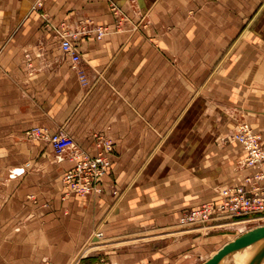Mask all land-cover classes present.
<instances>
[{
    "label": "crops",
    "instance_id": "0c3cea01",
    "mask_svg": "<svg viewBox=\"0 0 264 264\" xmlns=\"http://www.w3.org/2000/svg\"><path fill=\"white\" fill-rule=\"evenodd\" d=\"M241 119L264 144V0H0V264H197L205 240L258 226L178 224L254 172L228 141ZM34 127L74 144L58 157ZM98 136L115 144L101 192L63 199ZM99 230L116 250L79 257Z\"/></svg>",
    "mask_w": 264,
    "mask_h": 264
},
{
    "label": "built area",
    "instance_id": "2783aa9c",
    "mask_svg": "<svg viewBox=\"0 0 264 264\" xmlns=\"http://www.w3.org/2000/svg\"><path fill=\"white\" fill-rule=\"evenodd\" d=\"M104 34V28L97 29V37ZM72 33H62L60 49L68 57L71 67L78 73L83 85H87L84 70L81 69L82 57L73 44ZM71 36V37H70ZM26 136L32 141L44 140L50 143L58 157L71 147L73 139L62 131L50 135L43 127H34L27 131ZM96 155L91 156L85 152H79L72 156L73 167L64 172L62 176L64 194L87 195L100 192L99 183L112 166L110 155L113 151V143L110 139L98 136ZM228 141L238 143L246 153L243 165L254 172L244 178L242 184L222 189L217 200H209L198 207L187 211L180 219L179 225L183 227H205L213 219H235L238 223L264 224V144L259 133L255 132L247 121L239 124ZM103 237L102 233L95 235L98 241ZM40 264H54L44 259Z\"/></svg>",
    "mask_w": 264,
    "mask_h": 264
},
{
    "label": "rangeland",
    "instance_id": "374dc122",
    "mask_svg": "<svg viewBox=\"0 0 264 264\" xmlns=\"http://www.w3.org/2000/svg\"><path fill=\"white\" fill-rule=\"evenodd\" d=\"M103 37V36H102ZM101 37V38H102ZM100 38V39H101ZM263 63V62H262ZM249 66H251V65H249ZM79 76V75H78ZM79 79H80V77H79ZM81 82V81H80ZM88 82V81H87ZM209 93H211L210 91H208ZM193 95V94H192ZM208 97H209V94H208ZM245 121H247V122H249L248 120H246V119H241L238 123H237V125L235 126V128L233 129V131H235L236 130V128H237V126L239 125V124H241L242 122H245ZM233 131H232V133H233ZM232 133L230 134V136L232 135ZM26 138H27V136H26ZM30 140V139H29ZM96 140H97V138H96ZM30 141H32V140H30ZM39 141V140H38ZM46 142V141H45ZM48 143V142H47ZM95 143V147H96V149H97V151H96V153L94 154H92V153H89V152H87V151H85V150H79L77 153H79V152H85V153H87V154H89V155H91V156H94V155H96L97 154V152L99 151V149L97 148V141H95L94 142ZM112 143H113V151H112V153H111V155H110V158H111V160H112V165H113V159H112V155H113V153H114V146H115V144H114V142L112 141ZM49 145H50V143H48ZM53 149V148H52ZM76 154V153H75ZM55 154L53 153V156H54ZM74 155V154H73ZM72 155V156H73ZM72 156H70V160H72L71 158H72ZM73 161V160H72ZM26 166L28 165V163H26L25 164ZM111 168H112V166H111ZM111 168H110V170H111ZM109 170V171H110ZM109 173V172H108ZM107 173V174H108ZM106 174V175H107ZM103 178V177H102ZM102 180V179H101ZM100 180V181H101ZM100 184V183H99ZM62 186H63V181H62ZM100 187V186H99ZM101 189V188H100ZM100 192H101V190H100ZM99 192V193H100ZM91 195H93V194H91ZM69 196H71V195H65L64 194V187H63V190H62V193H61V197L63 198V199H66L67 197H69ZM256 225V224H255ZM260 225H264V224H260ZM259 225V226H260ZM254 226V225H253ZM245 227H247V228H249V227H252L251 225H248V226H245ZM255 227H257V226H255ZM244 227H238V228H236L235 230H229V231H227V233H224L225 234V236H227V237H222V238H218V239H212L211 241H208V240H205L204 242H203V244H202V246H203V248L201 249V250H206V254H207V256L205 255L204 256V258H202V259H199L198 261H197V264H201L203 261H205L206 259H208V258H210V257H212L216 252H217V250H219L223 245H222V241H223V239H225L226 238V240L227 239H231V240H233L235 237H237L238 236V233H239V231L240 230H242ZM254 228V227H253ZM250 229H252V228H250ZM249 230V229H248ZM247 230V231H248ZM98 233H102L103 234V237L101 238V240L100 241H98L97 242V240L95 239L94 241H93V239H89L88 240V242L86 243V245L83 247V249L81 250V253H80V255H79V257H81V256H91V255H94V254H98V253H103V252H105V251H112V250H116L115 248H117L118 246L116 245L119 241H118V239H111L110 241H109V239H107L106 237H105V235H104V233L101 231V230H99V231H97L96 233H95V235L96 234H98ZM242 233H244V232H242ZM216 234H221V232L220 233H216ZM241 234V233H240ZM239 234V235H240ZM230 235V236H229ZM236 235V236H235ZM124 240V239H123ZM129 240V239H128ZM230 240V241H231ZM229 242V241H228ZM227 243V242H226ZM225 243V244H226ZM205 244V245H204ZM222 245V246H221ZM201 246V245H200ZM221 246V247H220ZM206 247H207V249H206ZM212 254V255H211ZM78 259V258H77ZM76 259V261H74L73 262V264H77L78 263V260ZM48 260H50V259H48ZM51 261V260H50ZM53 262V261H52ZM54 263V262H53ZM55 264V263H54ZM185 264H190V262H185ZM196 264V263H195Z\"/></svg>",
    "mask_w": 264,
    "mask_h": 264
},
{
    "label": "water",
    "instance_id": "95a60500",
    "mask_svg": "<svg viewBox=\"0 0 264 264\" xmlns=\"http://www.w3.org/2000/svg\"><path fill=\"white\" fill-rule=\"evenodd\" d=\"M256 244H259L258 249L248 264H264V225L241 233L233 240L224 244L212 257L201 264H221L228 255Z\"/></svg>",
    "mask_w": 264,
    "mask_h": 264
},
{
    "label": "bare ground",
    "instance_id": "6f19581e",
    "mask_svg": "<svg viewBox=\"0 0 264 264\" xmlns=\"http://www.w3.org/2000/svg\"><path fill=\"white\" fill-rule=\"evenodd\" d=\"M258 246L259 244L252 245L243 250L235 252L234 254L228 255L224 258L221 264H248L253 255L256 253Z\"/></svg>",
    "mask_w": 264,
    "mask_h": 264
}]
</instances>
